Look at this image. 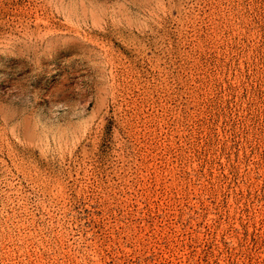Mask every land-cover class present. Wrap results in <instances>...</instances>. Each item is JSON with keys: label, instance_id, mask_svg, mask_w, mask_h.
Returning <instances> with one entry per match:
<instances>
[{"label": "rangeland", "instance_id": "rangeland-1", "mask_svg": "<svg viewBox=\"0 0 264 264\" xmlns=\"http://www.w3.org/2000/svg\"><path fill=\"white\" fill-rule=\"evenodd\" d=\"M0 264H264V0H0Z\"/></svg>", "mask_w": 264, "mask_h": 264}]
</instances>
